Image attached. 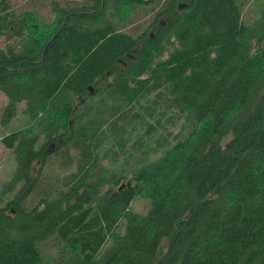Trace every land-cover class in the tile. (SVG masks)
Returning a JSON list of instances; mask_svg holds the SVG:
<instances>
[{
    "label": "trees",
    "instance_id": "obj_1",
    "mask_svg": "<svg viewBox=\"0 0 264 264\" xmlns=\"http://www.w3.org/2000/svg\"><path fill=\"white\" fill-rule=\"evenodd\" d=\"M0 92V264H264V0H0Z\"/></svg>",
    "mask_w": 264,
    "mask_h": 264
},
{
    "label": "rangeland",
    "instance_id": "obj_2",
    "mask_svg": "<svg viewBox=\"0 0 264 264\" xmlns=\"http://www.w3.org/2000/svg\"><path fill=\"white\" fill-rule=\"evenodd\" d=\"M54 17V14L47 13L44 18H41L40 16L39 18L41 19L37 20L38 22L46 26L50 24L51 21L55 20ZM32 22L36 23L35 20H33ZM7 102L8 101L6 95L0 92V185L4 184L11 178L16 168L14 155L3 146L2 139L5 135L24 128L31 123L28 115L23 112V109L25 107L24 103L18 104L15 111V116L13 118H8L7 116H5L4 113ZM148 206V201L146 202L145 200H142L140 198L135 199L131 204L132 211H136L140 214L146 213L149 208ZM106 247H108V245Z\"/></svg>",
    "mask_w": 264,
    "mask_h": 264
},
{
    "label": "water",
    "instance_id": "obj_3",
    "mask_svg": "<svg viewBox=\"0 0 264 264\" xmlns=\"http://www.w3.org/2000/svg\"><path fill=\"white\" fill-rule=\"evenodd\" d=\"M122 187H123V185L121 186V188H122ZM127 187H129V184H127ZM121 188H119V189H118V191H120V190H121Z\"/></svg>",
    "mask_w": 264,
    "mask_h": 264
}]
</instances>
